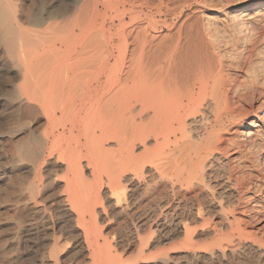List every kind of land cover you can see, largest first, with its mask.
<instances>
[{
    "label": "bare ground",
    "instance_id": "1",
    "mask_svg": "<svg viewBox=\"0 0 264 264\" xmlns=\"http://www.w3.org/2000/svg\"><path fill=\"white\" fill-rule=\"evenodd\" d=\"M207 1L0 0V264H264V0Z\"/></svg>",
    "mask_w": 264,
    "mask_h": 264
},
{
    "label": "rangeland",
    "instance_id": "2",
    "mask_svg": "<svg viewBox=\"0 0 264 264\" xmlns=\"http://www.w3.org/2000/svg\"><path fill=\"white\" fill-rule=\"evenodd\" d=\"M208 1H210V2H208ZM207 2L210 4V3H212V4H214V5H218L219 3H221V2H223V3H234L235 1L234 0H220V2H219V0H208ZM216 1H218V3L216 2ZM216 2V3H215ZM189 13V12H188ZM187 13V11H186V14H188ZM260 30V29H259ZM257 31L258 33L260 32V33H264V31H262V30H260V31ZM259 102L260 101H258V103H256V105L255 106H257L258 104H259ZM238 129H239V125H237V126H232V127H230L229 128V131H227L226 133H224V135H223V139L224 140H234L235 139V137H236V134H237V132H238ZM232 157H235V159H233L232 161L234 162V165H235V167H236V164L237 163H239V166H241V163H242V161H243V159H240V157H239V155L238 154H236V155H232ZM245 163H247V164H249V163H251V161H248V160H246L245 161ZM245 169V171L246 170H252L253 172H259V170H261V173H262V171H264V165H262L261 167H259V168H249V169H247V168H244ZM257 170V171H256ZM255 213V211H252L251 213L250 212H248L247 213V215L245 216V214H244V216H241V217H244V218H241V219H248V221H250V223L249 222H247V223H249L248 224V230L249 231H255L254 233H255V235L257 234L258 236H264V210L262 211V215H261V217L262 218H260V220L258 221V220H256V221H253V220H255V219H253V220H251L250 218H251V216ZM251 215V216H250ZM249 216H250V218H249ZM254 216V215H253ZM252 216V217H253ZM246 221V220H245ZM252 222V223H251ZM250 224L252 225V226H250ZM251 228H250V227ZM252 229V230H251ZM260 232V234L261 235H259V232ZM251 233H253V232H251ZM263 233V234H262Z\"/></svg>",
    "mask_w": 264,
    "mask_h": 264
}]
</instances>
